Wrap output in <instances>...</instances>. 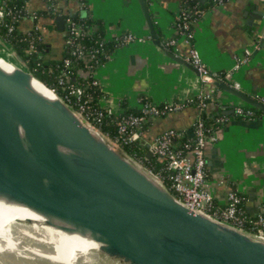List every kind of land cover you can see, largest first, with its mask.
<instances>
[{"label": "water", "instance_id": "1", "mask_svg": "<svg viewBox=\"0 0 264 264\" xmlns=\"http://www.w3.org/2000/svg\"><path fill=\"white\" fill-rule=\"evenodd\" d=\"M56 19L63 29L65 17ZM0 45L10 65L0 63V191L98 232L103 248L129 264H264L263 236L187 207L38 78L1 35ZM218 84L264 111L263 101Z\"/></svg>", "mask_w": 264, "mask_h": 264}, {"label": "crops", "instance_id": "2", "mask_svg": "<svg viewBox=\"0 0 264 264\" xmlns=\"http://www.w3.org/2000/svg\"><path fill=\"white\" fill-rule=\"evenodd\" d=\"M206 1V0H203ZM62 15L91 17L102 23L106 39L118 31H131L141 39L113 47L95 76L103 90L100 102L112 112L137 107L140 99L157 103L183 100L201 91L213 97L207 110L226 116L206 145V187L218 204L225 205L235 190L247 211L255 213L264 199V111L253 117L235 113L236 104H248L218 83L228 84L264 101V0H222L205 9L193 25L188 41L177 28L181 0H145L155 33L151 32L139 0H56ZM45 0H28L27 10L46 9ZM91 25L95 31L97 23ZM27 15L22 30L38 27L50 45V56L61 58L66 44L65 22ZM175 39L174 43H169ZM196 46L212 71L222 80L204 82L189 55ZM189 64L184 63L183 61ZM84 74V73H83ZM250 105V104H249ZM200 114L195 103L150 119L142 142L148 144L175 128L189 135ZM194 133V132H193Z\"/></svg>", "mask_w": 264, "mask_h": 264}, {"label": "built area", "instance_id": "3", "mask_svg": "<svg viewBox=\"0 0 264 264\" xmlns=\"http://www.w3.org/2000/svg\"><path fill=\"white\" fill-rule=\"evenodd\" d=\"M45 2L47 3V10L55 13L60 11L56 0H45ZM27 12L31 17H39L37 15V10L32 12L27 10ZM7 14H11L14 19L19 17L11 8L6 9L4 5H0V19H3ZM58 15L62 14L59 12ZM188 17L189 13L186 10H180L177 19V28L188 41H191L193 39V30L190 29ZM65 25L67 26L66 35H68V37H66V44H69V46L72 47L71 53L74 56L85 60L86 67L88 69L87 72H91L93 83H99L97 77L95 76V72L97 68L103 64V62L99 61L98 55L102 53L100 45L104 44V40H97L99 43L98 47L87 48L84 44L79 43L78 39L92 33L93 31L91 28L85 29L82 27L73 19L72 14L65 16ZM6 26H8L9 31L14 30L15 28L13 24L6 23ZM33 29L39 28L35 27ZM33 29L28 31H32ZM38 38H43L42 34ZM113 38L116 40L118 46L125 45L136 39H141L131 31H118L115 33ZM174 42L175 39H171L169 41V43ZM34 46L35 36L32 37L31 48ZM188 59L189 62L198 69L201 79L204 82L222 80V73L212 71L209 68L208 64L203 59L200 50L196 46L191 47ZM70 62L71 59L69 57L64 58V64L66 66H68ZM69 76V71L64 70L59 78V84L63 87L64 93L59 94L56 88L52 89L56 91L78 113L94 125L101 124L104 120L105 114L107 113L118 114V136L113 140L119 145H121L122 142H142L144 125L147 121H150L151 118L161 116L170 111L178 110L188 103L196 102L200 114L194 122L193 135L185 141L182 147H173L174 138L175 136L184 135L186 131L177 130L175 128H170L164 131L147 144L149 151L153 155H157L165 162L163 169L166 171V174H164L162 170L156 172L151 167L146 166L143 162L142 163L164 183L168 180L169 185L165 183L167 187L190 209L218 218L244 229L245 222L249 220L253 224V228H256L255 232H251L264 237V199L260 204L258 211L255 212V216L248 219L245 214L246 210L240 206L242 197L237 193V191H230L227 203L225 206H222L216 203L214 194L207 189L205 185L207 177L206 145L208 140L215 139V132L221 127L226 118V116L221 113L216 118V123L218 125H211L210 127L206 126L204 119L202 118L201 112L207 108L209 103L208 100L213 97L214 89L211 92L201 91L195 96L177 101L174 100L157 103L149 99H140L137 108L141 110V113L125 114L123 112H112L102 104L101 108L93 107L90 102L91 98H89V95L85 93L82 85L67 82ZM234 111L247 118L255 116L254 110L245 107L243 104H236ZM97 127L100 128L99 126ZM211 129L212 132L209 133Z\"/></svg>", "mask_w": 264, "mask_h": 264}, {"label": "trees", "instance_id": "4", "mask_svg": "<svg viewBox=\"0 0 264 264\" xmlns=\"http://www.w3.org/2000/svg\"><path fill=\"white\" fill-rule=\"evenodd\" d=\"M219 1L222 0H181V10H186L189 13L188 20L190 23V29L193 30L194 23L199 19L201 13L205 9L210 6H213L216 2ZM27 2L28 0H0V5H4L6 9L11 8L13 12L16 13L17 16H19L18 18L14 19L11 14H7L3 19H0V35L14 46L18 53L25 59L27 65L33 71V73L51 88H56L59 94L64 93L63 87L59 84V78L64 70H68L70 76L68 77L67 82L82 85L85 90V93L89 95V98H91L90 102L92 106L96 108H101L100 99L103 95V90L99 83H93V77L91 76V72H87L88 69L86 67L85 60L74 56L71 53L72 47H70L69 44H65L64 53L61 58H54L50 56L49 43L43 38H38L42 34L39 29L25 31L20 28L21 21L26 15H28V12L26 10ZM59 12L62 14L61 10ZM59 12L55 13L53 11L43 9L37 10V15H50L56 18ZM72 17L75 21H77L78 24H80L85 29H90L91 25L96 22L91 17H81L80 15L73 14ZM6 23L13 24L15 26L14 30L9 31L8 26H6ZM96 23L99 27L92 33L80 37L78 39V42L84 44L87 48H95L99 46L97 40H104V44L100 45L102 53L98 55L99 61L104 62L110 55L112 48L118 46V44L114 38L106 39V35L104 34L103 29L101 27L102 23L99 21H97ZM66 28L67 26L65 25V30ZM33 36H35V46L31 48V40ZM66 37H68V35H66ZM65 57H69L71 59V62L68 66L64 64ZM211 99L212 98H210L208 101H210ZM192 103L196 104V102ZM245 105V107L253 109L255 115L262 111L261 109H258L252 105ZM122 112L125 114H139L141 113V110L137 107L130 106L124 108ZM220 114L221 113L216 114L214 112H210L207 110V108L201 112L202 118L204 119V122L207 127H210L211 125H218L216 123V118ZM237 115L244 117L240 114ZM118 117V114L107 113L105 114L103 122L101 124L96 125L99 126L101 130L108 134L112 139H116L118 136ZM148 122L149 121L145 123L144 128L147 126ZM211 132L212 129L209 131V133ZM190 137L191 135H189L187 132L184 135L175 136L173 147H182L185 141ZM121 146L130 155L135 157L137 160L143 162L146 166L151 167L154 171L157 172L159 170H162L163 173L166 174V171L163 169L165 162L161 160L157 155H149V148L143 142H122ZM165 183L169 185L168 180H166ZM238 194L242 197L240 193ZM243 200L244 199L242 197L240 206L244 210H246L245 214L247 218L250 219L251 217H254L256 213H251L247 211ZM244 227L248 231H256V228H253V224L249 220L245 222Z\"/></svg>", "mask_w": 264, "mask_h": 264}, {"label": "bare ground", "instance_id": "5", "mask_svg": "<svg viewBox=\"0 0 264 264\" xmlns=\"http://www.w3.org/2000/svg\"><path fill=\"white\" fill-rule=\"evenodd\" d=\"M0 63L10 66L3 58ZM35 86L53 96V91L40 81L35 80ZM104 245L100 234L89 227L40 211L0 191V264H92L102 256L114 264L131 262L125 256L109 253Z\"/></svg>", "mask_w": 264, "mask_h": 264}, {"label": "rangeland", "instance_id": "6", "mask_svg": "<svg viewBox=\"0 0 264 264\" xmlns=\"http://www.w3.org/2000/svg\"><path fill=\"white\" fill-rule=\"evenodd\" d=\"M93 264H114V263L111 261V259L107 258L106 256H102V258H100L98 261H95Z\"/></svg>", "mask_w": 264, "mask_h": 264}]
</instances>
